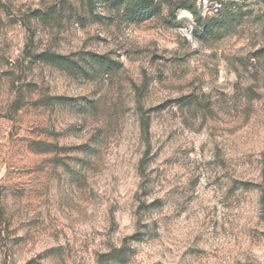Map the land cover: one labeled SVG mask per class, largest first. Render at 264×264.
Returning <instances> with one entry per match:
<instances>
[{"label": "rangeland", "instance_id": "1", "mask_svg": "<svg viewBox=\"0 0 264 264\" xmlns=\"http://www.w3.org/2000/svg\"><path fill=\"white\" fill-rule=\"evenodd\" d=\"M115 1L0 0V264H264V0Z\"/></svg>", "mask_w": 264, "mask_h": 264}, {"label": "trees", "instance_id": "2", "mask_svg": "<svg viewBox=\"0 0 264 264\" xmlns=\"http://www.w3.org/2000/svg\"><path fill=\"white\" fill-rule=\"evenodd\" d=\"M115 2L116 4L128 3L130 5V9L132 10V14L137 17H144L146 15L148 16L149 14H153V12L158 9V6L155 4L154 0H116ZM179 9H183L193 14H196L193 5L187 2H182L179 6ZM44 56L48 58L58 57L50 53H47Z\"/></svg>", "mask_w": 264, "mask_h": 264}]
</instances>
